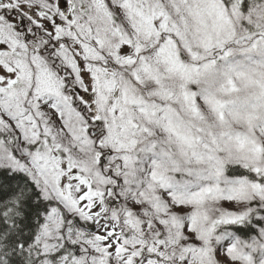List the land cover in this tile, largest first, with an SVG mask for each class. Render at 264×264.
Returning a JSON list of instances; mask_svg holds the SVG:
<instances>
[{
	"label": "snow or ice",
	"instance_id": "1",
	"mask_svg": "<svg viewBox=\"0 0 264 264\" xmlns=\"http://www.w3.org/2000/svg\"><path fill=\"white\" fill-rule=\"evenodd\" d=\"M0 264H264V0H0Z\"/></svg>",
	"mask_w": 264,
	"mask_h": 264
}]
</instances>
